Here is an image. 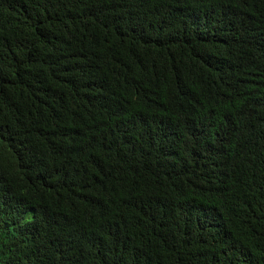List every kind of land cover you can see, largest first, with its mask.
<instances>
[{
	"label": "trees",
	"instance_id": "obj_1",
	"mask_svg": "<svg viewBox=\"0 0 264 264\" xmlns=\"http://www.w3.org/2000/svg\"><path fill=\"white\" fill-rule=\"evenodd\" d=\"M0 264H264V0H0Z\"/></svg>",
	"mask_w": 264,
	"mask_h": 264
}]
</instances>
